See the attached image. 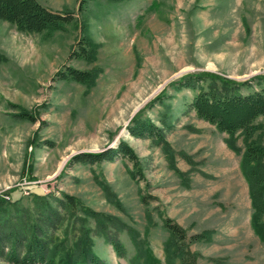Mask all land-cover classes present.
Returning a JSON list of instances; mask_svg holds the SVG:
<instances>
[{
    "label": "rangeland",
    "instance_id": "obj_1",
    "mask_svg": "<svg viewBox=\"0 0 264 264\" xmlns=\"http://www.w3.org/2000/svg\"><path fill=\"white\" fill-rule=\"evenodd\" d=\"M39 1L73 12V20L63 29L29 33L0 19V196L18 201L10 216L25 211L22 219L36 217L35 193L57 204L54 198L66 192L79 205L72 213L59 205L62 214L50 233L70 242L82 224L89 226L94 251L111 264H130L133 234L169 264L166 216L183 226L186 240L213 232L209 240L190 242L195 264H264V240L252 224V196L240 164L243 137L239 150L230 147L226 132L188 108L197 90L177 85L186 74L214 72L248 80L233 91L259 87L251 78L264 73V0H88L82 9L81 0ZM83 35L93 43V57L71 55ZM65 65L95 71L94 82L54 77ZM167 104L169 126L162 119ZM21 107L35 120L15 115ZM140 110L165 126L183 173L161 144L127 131ZM258 121L255 136L264 143V115ZM120 140L134 148L142 173L134 175L123 155L70 162L75 153L116 147ZM81 206L121 219L109 230L125 243V256ZM0 264L13 263L0 257Z\"/></svg>",
    "mask_w": 264,
    "mask_h": 264
},
{
    "label": "trees",
    "instance_id": "obj_2",
    "mask_svg": "<svg viewBox=\"0 0 264 264\" xmlns=\"http://www.w3.org/2000/svg\"><path fill=\"white\" fill-rule=\"evenodd\" d=\"M88 0H81L79 9ZM0 19L13 23L16 28L24 32H51L63 29L66 23L73 20V12L57 11L50 9L39 0H0ZM78 45L80 50H73V54L80 57H93V43L90 38L83 35ZM76 53V54H75ZM54 77L69 78L85 84L94 82L96 72L88 69H80L72 65H65L58 69ZM211 78L208 86L202 81ZM257 79L259 87L249 92L233 91V85H245L248 80L235 82L230 78L214 72L189 73L177 80L179 88L188 87L197 90L188 108L194 109L196 114L217 126L221 131L228 134L227 143L235 150L240 148L237 145L239 136L242 135L245 150L241 159V168L246 176L252 196V224L258 235L264 240V143L255 136L257 130L262 127L258 121L259 116L264 115V73H258L251 79ZM218 80L222 82L219 86ZM234 86V87H235ZM160 97V96H159ZM165 103L164 98H159ZM21 119L35 120V116L25 108H20L16 114ZM164 125H171L169 104L162 114ZM165 126H160L143 110L136 112L127 125L129 132L136 137H149L161 144L171 165L176 167L175 150L167 138ZM118 155L128 157L134 166V175L142 173L141 160L134 148L125 140H120L116 147H109L100 151H81L72 155L70 162H100L113 160ZM103 186L109 190L108 185ZM20 188V187H19ZM9 192L12 189L8 190ZM36 194V202L40 205L38 215L30 218L20 216L28 212H15V218L10 216L11 206L17 204L12 198L9 202L0 196V257H3L13 264H111L100 257L93 249L94 240L90 233L91 228L82 224L76 237L70 242L63 239H56L50 233L51 227L55 226L60 219L62 212L58 206L63 205L72 213L79 205L77 199L66 192L63 197H55L52 204L45 198V194ZM43 195V196H42ZM9 198L10 194H9ZM146 200V196L142 195ZM62 207V206H61ZM83 212L95 219L98 231H103L105 238L114 247L116 253L125 256L127 247L120 237L110 231V225L121 224V219L105 212H98L89 207L81 206ZM84 221L82 218L81 223ZM164 224L170 231V238L166 243V255L169 264H175V259L180 264H195L197 254L190 249V242L198 240H209L213 232L205 229L201 232L190 235L189 240L185 229L174 219L164 217ZM133 242L136 253L130 260V264H162L155 256L148 241L138 240L133 234Z\"/></svg>",
    "mask_w": 264,
    "mask_h": 264
},
{
    "label": "built area",
    "instance_id": "obj_3",
    "mask_svg": "<svg viewBox=\"0 0 264 264\" xmlns=\"http://www.w3.org/2000/svg\"><path fill=\"white\" fill-rule=\"evenodd\" d=\"M23 192L28 193L27 190H23ZM5 197L9 198V195H5Z\"/></svg>",
    "mask_w": 264,
    "mask_h": 264
},
{
    "label": "water",
    "instance_id": "obj_4",
    "mask_svg": "<svg viewBox=\"0 0 264 264\" xmlns=\"http://www.w3.org/2000/svg\"><path fill=\"white\" fill-rule=\"evenodd\" d=\"M129 132V130H127Z\"/></svg>",
    "mask_w": 264,
    "mask_h": 264
},
{
    "label": "bare ground",
    "instance_id": "obj_5",
    "mask_svg": "<svg viewBox=\"0 0 264 264\" xmlns=\"http://www.w3.org/2000/svg\"><path fill=\"white\" fill-rule=\"evenodd\" d=\"M128 133V132H127Z\"/></svg>",
    "mask_w": 264,
    "mask_h": 264
}]
</instances>
